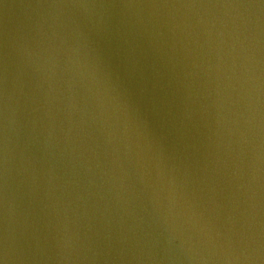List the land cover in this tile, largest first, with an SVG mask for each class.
<instances>
[{
  "label": "water",
  "instance_id": "obj_1",
  "mask_svg": "<svg viewBox=\"0 0 264 264\" xmlns=\"http://www.w3.org/2000/svg\"><path fill=\"white\" fill-rule=\"evenodd\" d=\"M0 264H264V0H0Z\"/></svg>",
  "mask_w": 264,
  "mask_h": 264
}]
</instances>
